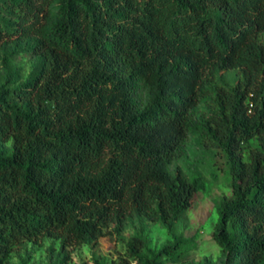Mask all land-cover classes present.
I'll return each mask as SVG.
<instances>
[{"label":"trees","instance_id":"trees-1","mask_svg":"<svg viewBox=\"0 0 264 264\" xmlns=\"http://www.w3.org/2000/svg\"><path fill=\"white\" fill-rule=\"evenodd\" d=\"M0 49L29 42L39 69L0 87V264L24 242L69 249L120 238L133 221L171 228L203 180L171 166L187 134L221 151L231 197L212 239L222 264H264V0H0ZM238 70L237 85L221 73ZM141 93V99L137 93ZM204 102L205 120L195 118ZM135 264H162L163 247Z\"/></svg>","mask_w":264,"mask_h":264},{"label":"rangeland","instance_id":"rangeland-1","mask_svg":"<svg viewBox=\"0 0 264 264\" xmlns=\"http://www.w3.org/2000/svg\"><path fill=\"white\" fill-rule=\"evenodd\" d=\"M0 22L12 25L14 16L0 5ZM31 43L16 36L0 49V87L8 83L17 87L32 79L39 69V59L31 54ZM227 87L238 83L239 71L226 70L221 74ZM141 99V93H137ZM195 118L205 120L207 107L204 102L195 109ZM261 139L254 137L239 150L242 159L248 158L254 149H263ZM10 142L0 143V150L9 151ZM184 156L171 166L188 180L201 178L203 188L196 194L191 208L173 227L167 228L147 220L133 221L126 226L120 238L103 237L95 245H81L69 249L67 264H135L128 257V244L133 236L144 239L146 249L140 256H155L167 245L179 244V250L162 264H222L221 249L212 239L218 222L220 203L231 197V170L227 158L218 149L207 147L197 134H187L183 143ZM60 242L44 238L40 243L24 242L8 256L9 264H60Z\"/></svg>","mask_w":264,"mask_h":264}]
</instances>
